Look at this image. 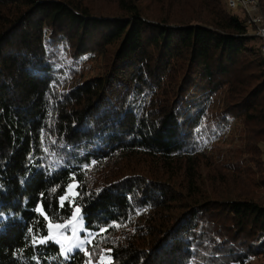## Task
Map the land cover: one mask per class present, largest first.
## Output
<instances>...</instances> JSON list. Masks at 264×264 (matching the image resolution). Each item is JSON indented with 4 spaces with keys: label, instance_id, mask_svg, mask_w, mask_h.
<instances>
[{
    "label": "trees",
    "instance_id": "16d2710c",
    "mask_svg": "<svg viewBox=\"0 0 264 264\" xmlns=\"http://www.w3.org/2000/svg\"><path fill=\"white\" fill-rule=\"evenodd\" d=\"M72 204L92 241L63 258ZM102 248L264 264V56L227 0H0V264Z\"/></svg>",
    "mask_w": 264,
    "mask_h": 264
},
{
    "label": "rangeland",
    "instance_id": "374dc122",
    "mask_svg": "<svg viewBox=\"0 0 264 264\" xmlns=\"http://www.w3.org/2000/svg\"><path fill=\"white\" fill-rule=\"evenodd\" d=\"M238 12L241 13L243 11L239 10ZM90 66H93V68L88 76L97 75L99 73V68L97 69L95 60H93ZM75 184V181L70 182L65 195L62 197L63 199L69 197L71 202L74 201L72 197L76 194L74 190ZM74 217L75 219H73ZM56 224H65L68 225V227L55 228L50 226ZM84 224L85 221L80 211L79 205L72 204L71 214L68 218L62 221L48 222V233L42 240H52L56 242L63 258H68L69 255L76 250L83 251L86 255V246L91 243L92 235L84 227ZM110 257L109 249L102 248L98 253L97 258H87L82 264H108L111 261Z\"/></svg>",
    "mask_w": 264,
    "mask_h": 264
},
{
    "label": "built area",
    "instance_id": "2783aa9c",
    "mask_svg": "<svg viewBox=\"0 0 264 264\" xmlns=\"http://www.w3.org/2000/svg\"><path fill=\"white\" fill-rule=\"evenodd\" d=\"M227 5L233 12L240 10L246 14L247 26L253 30L255 35L261 38L262 54L264 56V23L255 8V0H227Z\"/></svg>",
    "mask_w": 264,
    "mask_h": 264
},
{
    "label": "snow or ice",
    "instance_id": "6c2138e0",
    "mask_svg": "<svg viewBox=\"0 0 264 264\" xmlns=\"http://www.w3.org/2000/svg\"><path fill=\"white\" fill-rule=\"evenodd\" d=\"M62 200H63V198H62ZM73 219H75V217ZM50 226L55 227V228H67L68 227V225H65V224H56V225H50ZM69 251H71V250H69Z\"/></svg>",
    "mask_w": 264,
    "mask_h": 264
},
{
    "label": "crops",
    "instance_id": "0c3cea01",
    "mask_svg": "<svg viewBox=\"0 0 264 264\" xmlns=\"http://www.w3.org/2000/svg\"><path fill=\"white\" fill-rule=\"evenodd\" d=\"M251 29V28H250ZM253 31V30H252Z\"/></svg>",
    "mask_w": 264,
    "mask_h": 264
}]
</instances>
